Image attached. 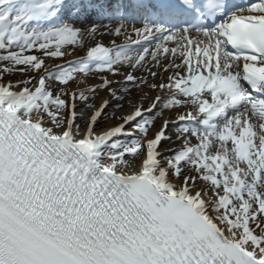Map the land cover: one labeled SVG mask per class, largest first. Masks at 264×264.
I'll return each instance as SVG.
<instances>
[{
    "label": "snow or ice",
    "instance_id": "snow-or-ice-1",
    "mask_svg": "<svg viewBox=\"0 0 264 264\" xmlns=\"http://www.w3.org/2000/svg\"><path fill=\"white\" fill-rule=\"evenodd\" d=\"M0 64V264H264V0H0Z\"/></svg>",
    "mask_w": 264,
    "mask_h": 264
},
{
    "label": "bare ground",
    "instance_id": "bare-ground-1",
    "mask_svg": "<svg viewBox=\"0 0 264 264\" xmlns=\"http://www.w3.org/2000/svg\"><path fill=\"white\" fill-rule=\"evenodd\" d=\"M112 39H116L117 42H119V41L123 40V37H120V38H115V37H110V36L103 37V41H104L105 44H109L110 40H112ZM77 54L78 55L81 54V51H78ZM73 58L74 57H66L65 59H73ZM48 64L52 65V62L51 63L49 62ZM153 70H155V69H153ZM121 71L122 72H128V71H131V69L128 68V67H124V68L121 69ZM133 74L136 75V76L147 77L149 83L153 82V78L143 68H140L138 71L134 72ZM29 75H32V74L31 73L30 74H16V75H14L11 78L10 77H5L4 78V82L11 81L12 83H16L19 80L27 79ZM161 75L166 77L168 75V73H161ZM109 79H114V80H117V81H121V84H114L113 85V87H116V88H120L123 85V82H124V77L123 76H115V77L109 76ZM157 82H158V80H157ZM98 83H100V79H99L98 76H91L88 79V84L89 85H95V84H98ZM72 87H73V89H75V86H72ZM141 87L143 88V92L148 93V96L150 98L154 97L157 94L156 91L149 89L146 85H141ZM97 91H98V95L96 96V100L98 101L97 106H99V104L101 103V101L103 99L108 98V93H107V91L99 90V89ZM141 98H142L141 91L139 89L133 88L132 91L129 94L125 95V100L122 101V103H124V108L122 110H118L116 112V115L120 116L122 114L131 112L132 108L129 105V100H131L132 103H139V102H141ZM143 103H144V106L147 107L148 104L150 103V99L149 100H144ZM88 115H90L89 112H88L87 116ZM79 123H80V121H79ZM116 123H118V121L115 120V119L109 120L105 124V127H102L103 124H100L98 130L104 129V128L109 127L110 125H114ZM80 125H81V128L84 127V123L80 124ZM175 146L176 145H173V147H175ZM198 186L200 187V184Z\"/></svg>",
    "mask_w": 264,
    "mask_h": 264
},
{
    "label": "rangeland",
    "instance_id": "rangeland-1",
    "mask_svg": "<svg viewBox=\"0 0 264 264\" xmlns=\"http://www.w3.org/2000/svg\"><path fill=\"white\" fill-rule=\"evenodd\" d=\"M81 54H83V52L81 51ZM51 63L52 62V65H55V64H57V63H61V61H59V60H56V59H49V60H46V64H48V63ZM3 65L2 64H0V67H2ZM16 74H21V73H10V74H5L4 75V78L5 77H13L14 75H16ZM32 75H36L35 73H31ZM72 86H75L74 84L72 85ZM96 105H97V103H98V101L95 99V101H93ZM83 115H85V116H87V114H88V112H83L82 113ZM108 122V121H107ZM107 122H101L100 124H103V126L102 127H105V124L107 123ZM84 122L83 121H80V124H83ZM200 187H203V184L201 183L200 184Z\"/></svg>",
    "mask_w": 264,
    "mask_h": 264
}]
</instances>
